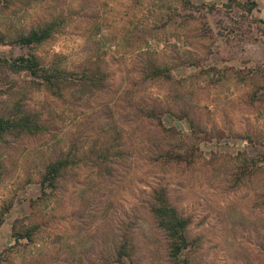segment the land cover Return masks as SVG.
Here are the masks:
<instances>
[{
    "label": "rangeland",
    "instance_id": "1",
    "mask_svg": "<svg viewBox=\"0 0 264 264\" xmlns=\"http://www.w3.org/2000/svg\"><path fill=\"white\" fill-rule=\"evenodd\" d=\"M256 1L250 13L230 0H0V36L54 22L41 59L105 74L60 96L0 75V113L21 101L45 126L0 140V264H107L125 239L135 264H174L152 211L161 187L190 219L193 264H264ZM29 51L0 42V57ZM64 157L73 163L44 194L46 166ZM14 228L32 239L17 242Z\"/></svg>",
    "mask_w": 264,
    "mask_h": 264
},
{
    "label": "trees",
    "instance_id": "2",
    "mask_svg": "<svg viewBox=\"0 0 264 264\" xmlns=\"http://www.w3.org/2000/svg\"><path fill=\"white\" fill-rule=\"evenodd\" d=\"M230 1L232 3L240 2L250 13L257 7L256 0ZM55 28V23L49 22L7 40L5 35L0 36L1 43L19 44L30 48V51L26 54L0 57V75L26 74L29 78L30 86L45 88L57 96L62 95L63 91L68 88H74L81 95H85L94 88L102 87L105 80V74L102 71L89 68L68 70L55 61L45 63L34 51L37 45L52 37L53 32L56 30ZM152 75L169 77V72L166 68L154 67ZM44 130L45 126L40 121L38 113L26 110L21 101H17L10 111L0 113V140L7 136L19 137L26 134H38ZM175 158L183 159L184 156L178 154ZM72 163L73 160L70 157H64L46 166L41 179V188L44 194L47 193L48 189L53 190L56 188L59 178ZM155 200L152 211L158 226L167 235L169 257L174 264H193L189 255L193 242L189 239L187 232L190 219L181 215L178 209L170 202L165 188L161 187L155 191ZM33 233V229L23 230L16 228H14L13 232L17 242L22 238L31 240ZM107 264H135L132 257L130 239H125L121 243L116 258L107 262Z\"/></svg>",
    "mask_w": 264,
    "mask_h": 264
}]
</instances>
